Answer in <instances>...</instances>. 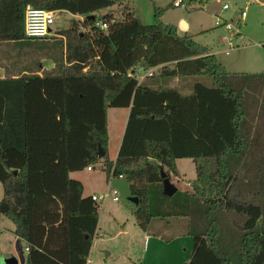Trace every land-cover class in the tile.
Returning a JSON list of instances; mask_svg holds the SVG:
<instances>
[{
  "label": "trees",
  "instance_id": "1",
  "mask_svg": "<svg viewBox=\"0 0 264 264\" xmlns=\"http://www.w3.org/2000/svg\"><path fill=\"white\" fill-rule=\"evenodd\" d=\"M125 1L0 0V42L34 39L25 35L28 6L84 17L59 31L60 53L51 55L55 66L46 77L0 78V216L24 240L27 264L45 258L87 264L98 203L69 174L107 161L108 110L127 108L118 157L106 170L126 178L139 198L133 208L137 224L148 231L154 218L163 217L151 211V188L161 199L169 197L162 171L179 177L177 161L191 159L193 192L182 191L171 207L173 215L187 219L194 240L186 264H264V71L228 72L189 31L180 34L179 26L161 22L159 9L150 25L130 11L120 20L113 13L88 18ZM156 68L159 75H136ZM156 77L196 80L184 94L152 85ZM39 84L62 110L60 121L41 135L29 110ZM58 154L62 173L42 180Z\"/></svg>",
  "mask_w": 264,
  "mask_h": 264
},
{
  "label": "rangeland",
  "instance_id": "2",
  "mask_svg": "<svg viewBox=\"0 0 264 264\" xmlns=\"http://www.w3.org/2000/svg\"><path fill=\"white\" fill-rule=\"evenodd\" d=\"M171 2L172 0H126L121 6L100 10L95 15L100 18L107 13H113V16L120 20L130 11L134 12L143 24L150 25L156 22V9H159L163 11L159 18L164 24L181 26L180 20L185 21L188 24L187 31L194 40L206 46L209 54L215 55L228 72L260 73L264 71V48L262 47L264 2L260 0H185L187 6L166 8ZM225 5L229 8L225 9ZM244 10L247 11V16L241 18L240 14ZM78 18L79 15L70 12L56 11L53 33L56 35L57 32L69 28ZM217 21L220 26L216 25ZM227 23L232 25L233 29L227 30ZM234 31H237L238 35L234 37V47L231 48L225 37ZM60 41V37L25 40L22 44L17 43L16 51L11 46L10 55H17L14 58L17 68L27 66L29 69H36L41 63L48 66V62H53L51 55L58 57L60 53ZM4 56V52H0V59ZM173 66L174 64H170V67ZM160 71V68H156L150 73L159 75ZM150 73L139 70L136 75L142 80L146 76H152ZM201 79L210 82L205 77ZM195 80L196 78L193 77L164 80L156 77L152 78L150 83L176 88L188 94ZM128 116L126 108H110L108 119L112 141L107 161L102 159L94 166L93 171L86 168L69 174L72 179L80 180L85 184V195H102L109 188H113L118 192L120 199L118 202L111 199L97 202L100 218L88 264H186L193 251L194 240L188 234L187 219L173 215L175 212L171 207L177 206L182 191L193 192L192 184L197 177L196 166L191 159L177 161L181 176H172L171 181L179 190V193L174 196L161 199L157 189L151 188L149 195L151 211L163 213V217L154 218L148 231H144L137 224L133 214L134 204L129 201L132 192L128 180L114 176L110 183V176L106 170L107 163L115 161L117 139ZM3 197L4 187L0 182V201ZM13 226L10 219L0 216V264H6L4 258H7L11 252H14V258L18 259V264H25L28 256L25 242L16 240L11 233Z\"/></svg>",
  "mask_w": 264,
  "mask_h": 264
},
{
  "label": "crops",
  "instance_id": "3",
  "mask_svg": "<svg viewBox=\"0 0 264 264\" xmlns=\"http://www.w3.org/2000/svg\"><path fill=\"white\" fill-rule=\"evenodd\" d=\"M245 11V10H244ZM82 18H84L83 16H79L78 20H82ZM180 22L182 23V19L180 20ZM180 28V34H184L185 32H187V29H183L181 26H179ZM238 35V32H237ZM49 37H62L61 35L58 34V32L56 33V35L53 33V28L51 30V33L49 36L45 37V38H49ZM47 40V39H46ZM18 42H0V52H4L5 56V60L4 58L0 59V78L3 79H8V78H17V77H21L22 75H34V76H40L42 78L46 77L48 74L47 72H50L54 69V62H48V66H44L45 64L40 65V69H32V70H24L23 67L17 68V65L15 63L14 58L17 57V55H10V47L12 46V49H14L16 51V49L18 48L17 45ZM45 60H43L44 62ZM54 76V75H51ZM37 89L36 92H34L33 96H31V102L29 103V110L31 111L32 114V121L39 126V134L41 135V133L45 130V128L47 127H52L55 122L60 121L61 119V107L59 106V104L53 100H51V98L48 95V92L46 90V86L43 84H39L36 85ZM127 114L130 113V109H127ZM128 121V120H127ZM126 124L127 122L123 125L124 128L121 130L120 136H118L117 139V148H116V152H115V160L118 157L119 154V150H120V146L123 140V136H124V132H125V128H126ZM34 125V126H36ZM36 126V127H37ZM38 128V127H37ZM108 132H109V144H108V153H109V149H110V143L112 141V135L110 132V128H109V119H108ZM49 142V141H47ZM182 160V159H181ZM62 160H61V155H55L53 160L50 161V166L46 169V171H44V173L42 174V180L46 181L48 180V178L50 177H54L55 175H58L61 172L62 169ZM115 162V161H114ZM93 171V170H91ZM59 172V173H58ZM62 173V172H61ZM60 173V174H61ZM180 173V170H179ZM181 175V173H180ZM82 182V181H81ZM83 183V182H82ZM84 185V191H85V184ZM95 195V194H92ZM84 196H88L85 195ZM98 217V221H99ZM14 229L15 226H13V228H11V233L14 234ZM15 239H19L24 241L21 237L15 235ZM27 250V248H25ZM29 251L27 250V253ZM12 254V255H11ZM10 257H14V252H11ZM8 255V257H9ZM89 257V256H88ZM28 258V257H27ZM27 258L25 259V264H27ZM88 259L87 258V264H88ZM47 260V258H45L42 261V264H56L54 262L48 261L45 262ZM18 261V259H17ZM19 263V262H18ZM38 264H41V261L38 262Z\"/></svg>",
  "mask_w": 264,
  "mask_h": 264
},
{
  "label": "built area",
  "instance_id": "4",
  "mask_svg": "<svg viewBox=\"0 0 264 264\" xmlns=\"http://www.w3.org/2000/svg\"><path fill=\"white\" fill-rule=\"evenodd\" d=\"M174 7H180L182 5H186L185 0H174L173 2ZM225 9L229 8L228 5L224 6ZM241 18H245L247 16V11H242L240 14ZM55 23V12L50 11L47 9L35 8L32 6H28L25 12V35L29 38H45L50 35L53 24ZM217 26H220L219 22H216ZM98 26L103 28L107 27V24H100ZM226 29L231 30L233 29L232 25L229 23L226 24ZM237 36V31L231 33L228 37H225V40H228L231 48L234 47L233 41L234 37ZM152 70L149 71V73ZM152 75V73H150ZM88 170H94L92 167H88ZM109 182L111 183V179L114 177L113 171L109 173ZM123 178V176H120ZM92 199L94 201H106L111 199L115 202H118L120 199L118 197V192L113 189L109 188L107 192L102 195H92ZM29 251V249L27 248Z\"/></svg>",
  "mask_w": 264,
  "mask_h": 264
},
{
  "label": "water",
  "instance_id": "5",
  "mask_svg": "<svg viewBox=\"0 0 264 264\" xmlns=\"http://www.w3.org/2000/svg\"><path fill=\"white\" fill-rule=\"evenodd\" d=\"M261 2H264V0H260ZM89 19H95L96 15L92 14L88 16ZM181 27L184 29H188V24L183 21L181 23ZM104 151L102 150V148H100V156H104ZM17 173V171H15V174ZM163 179V194L166 196H173L176 194V192L178 191V187H176V185L171 181L170 178L166 177V173L164 171H162L161 173ZM129 201H131L134 205H138L139 204V198L137 196H131L129 198ZM4 262L6 264H18V261L16 258L14 257H7L4 258Z\"/></svg>",
  "mask_w": 264,
  "mask_h": 264
}]
</instances>
